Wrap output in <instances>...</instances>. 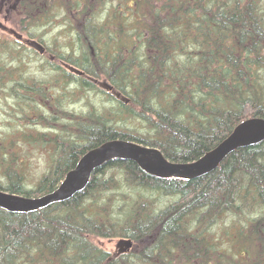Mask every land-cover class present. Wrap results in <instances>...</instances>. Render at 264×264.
Wrapping results in <instances>:
<instances>
[{
    "label": "trees",
    "instance_id": "trees-1",
    "mask_svg": "<svg viewBox=\"0 0 264 264\" xmlns=\"http://www.w3.org/2000/svg\"><path fill=\"white\" fill-rule=\"evenodd\" d=\"M2 1L19 13L28 38L43 43L41 31L56 21L72 38L68 48L55 39L43 45L44 55L73 68L45 58L63 95L53 97L45 80L21 86L86 106L36 113L50 130L25 135L49 145L52 159L33 186L25 184L15 139L0 136L3 191L46 194L85 152L113 139L190 162L242 120L264 118V0ZM0 51L12 60L17 51L39 54L13 38L0 39ZM101 78L111 91L95 83ZM123 237L133 246L118 254L113 245ZM0 264H264V140L198 178H156L114 159L67 200L24 213L0 207Z\"/></svg>",
    "mask_w": 264,
    "mask_h": 264
},
{
    "label": "rangeland",
    "instance_id": "rangeland-1",
    "mask_svg": "<svg viewBox=\"0 0 264 264\" xmlns=\"http://www.w3.org/2000/svg\"><path fill=\"white\" fill-rule=\"evenodd\" d=\"M9 2V3H8ZM9 5L12 4L11 0H7ZM14 4V3H13ZM12 4V5H13ZM11 7V6H10ZM13 19L7 16L4 12L0 11V39L6 40L7 38H12L14 36L15 39L22 42L27 47L38 52V48L32 47L28 45L27 39L28 36L19 30V28H13L14 23L17 26H20V15L19 13H11ZM46 29H43L41 32L43 33V43L38 42L41 46L44 44L52 45V41L55 39L56 43H61L62 45H67L69 47V42L72 41L70 35L64 34V25L59 24L56 21L54 24L52 23L49 26H46ZM15 30V32L12 31ZM65 47V46H64ZM28 52V51H27ZM22 54V55H21ZM18 53L15 52L14 59H7V53L0 51V60H6V65L4 62V68L1 69L4 78H2V82L0 83V136L4 135H12V138L15 139L12 142L13 147H18L20 157L23 160L21 164V169L25 177V184L27 186H33L35 182L39 179V177L47 170L51 159H52V148L44 143L34 141L31 138L26 137L28 132L32 134L33 138L37 137L39 132H46L49 129L45 124L38 123V116H36L37 112H42L44 114L47 113L48 110H53L51 106L55 104H61L63 107H67L70 111H79L83 107L86 108L84 101H77L76 99L71 100L72 102H68L66 98L60 100H56L53 98L58 95H63V83L60 81L51 80L52 75L54 73H50L45 67L46 61L45 58L48 59L49 55L47 54H31L28 53ZM41 56H43L41 58ZM50 60L57 65L61 66L68 72H73V68L67 64L66 62H58L54 61L53 57H49ZM27 78L40 79L45 80L47 85L53 87V97H48V99H42L38 94H34L30 89H24L21 86L22 81H28ZM51 81V82H50ZM95 81V80H94ZM101 82H106L104 79L96 80L95 83L99 85ZM107 83V82H106ZM11 86V88H9ZM66 87H70V85H66ZM102 88V87H101ZM47 96H49V91L47 88ZM89 102L94 105H98L99 101L96 97L88 96ZM77 101V102H75ZM34 109L35 111L31 110ZM84 109V108H83ZM30 114L29 123H31L30 127H27L28 131L24 129V121L22 117ZM49 116L46 115V119H43V123L49 122L47 120ZM51 122V121H50ZM49 122V123H50ZM26 134V135H25ZM160 202H165L168 198H164L163 196H159L157 198ZM158 201V202H159ZM222 224H218L214 229L217 232Z\"/></svg>",
    "mask_w": 264,
    "mask_h": 264
},
{
    "label": "water",
    "instance_id": "water-1",
    "mask_svg": "<svg viewBox=\"0 0 264 264\" xmlns=\"http://www.w3.org/2000/svg\"><path fill=\"white\" fill-rule=\"evenodd\" d=\"M26 43L38 48L40 53L44 51L43 46L34 40L27 39ZM99 85L105 90L112 89V86L106 82H101ZM263 140L264 118L261 117L242 120L215 147L190 162L171 161L160 149L135 141L108 140L85 152L75 166L65 174L59 185L46 194L27 197L0 189V207L9 212L24 213L67 200L86 187L94 170L114 159L133 161L146 174L156 178L175 177L185 180L198 178L216 169L224 158L237 148ZM132 245L133 241L128 237L120 238L115 242L118 254L129 252Z\"/></svg>",
    "mask_w": 264,
    "mask_h": 264
},
{
    "label": "flooded vegetation",
    "instance_id": "flooded-vegetation-1",
    "mask_svg": "<svg viewBox=\"0 0 264 264\" xmlns=\"http://www.w3.org/2000/svg\"><path fill=\"white\" fill-rule=\"evenodd\" d=\"M0 11H1V12H4L7 16H9L11 19H13L11 13H14V12L11 11L9 7L5 6L4 1H2V0L0 1ZM15 27L18 28V26L15 25V23H14V27H13V28L16 30ZM15 30H13V32H15ZM12 38L15 40L14 36H13ZM44 51H45V50H44ZM44 51H43L42 53H44ZM113 246H114V245H113ZM114 249H115V248H114Z\"/></svg>",
    "mask_w": 264,
    "mask_h": 264
}]
</instances>
